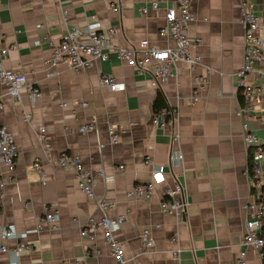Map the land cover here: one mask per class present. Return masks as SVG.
Returning <instances> with one entry per match:
<instances>
[{"label":"crops","instance_id":"0c3cea01","mask_svg":"<svg viewBox=\"0 0 264 264\" xmlns=\"http://www.w3.org/2000/svg\"><path fill=\"white\" fill-rule=\"evenodd\" d=\"M113 1L63 0L60 4L58 0H0V48L14 46L4 58V65L24 71L30 83L43 92L35 104L26 91L19 102L8 95L2 99L5 107L0 111V126L14 134L18 153L15 172L6 174L0 222L26 232L37 225L46 208L59 214L57 227L45 224L39 233L28 236L26 240L33 248L21 253V264L76 260L116 264L101 229L96 233L100 253L85 257L90 242L81 235L80 226L90 218L99 220L104 213L96 198L79 189L76 172L59 165L64 152L78 154L86 168L110 177L99 179L94 190L97 198L115 203L107 212L109 216L126 217L115 234L124 249L126 264H262L253 250L239 262L244 249L245 205L254 198L246 177L247 150L238 115L236 73L244 59L240 0H198L193 4L197 20L192 32L203 39L196 50L203 65L194 72L169 77L161 87L167 104L177 109L173 129L180 140L175 147L184 159L173 171H166L164 181L156 183L151 199L141 200H130L125 194L135 184L152 180L154 168H168L172 147V128L161 129L152 120L159 87L153 83L151 73L138 70L114 54L105 61L95 60L82 72L64 64L52 72L46 67L51 53L49 40L59 41L73 25L116 26L119 33L114 39L125 46L144 38L156 46L172 44L159 35L165 24L164 11L150 9L143 15L139 7L145 0H118L122 14L117 15L110 10ZM157 1L165 7L175 0ZM252 1L255 10L264 13V0ZM102 73L124 82L125 88L111 91L102 86ZM197 74L208 76L209 81L193 102L192 79ZM5 91L0 86V95ZM261 98V118L251 117L249 123L264 138V96ZM25 112L31 114L29 121L24 120ZM93 116L99 120L98 129L79 131V125ZM111 125L119 131L115 144L108 132ZM40 126L51 137L48 151L38 137ZM37 157L43 175L33 166ZM147 158L150 165L145 163ZM3 171L0 162V173ZM177 180L190 201L183 218L160 207L167 188ZM145 228L152 233L151 247L144 245L140 237ZM174 237L177 242L172 241ZM18 242L0 238V246L9 248L0 253V264L14 259L12 250ZM177 247L181 249L179 258L173 255Z\"/></svg>","mask_w":264,"mask_h":264},{"label":"built area","instance_id":"2783aa9c","mask_svg":"<svg viewBox=\"0 0 264 264\" xmlns=\"http://www.w3.org/2000/svg\"><path fill=\"white\" fill-rule=\"evenodd\" d=\"M198 0H175L171 5L163 7L157 0H145L139 7L141 14L146 15L150 9L160 13L164 11L165 24L160 28L159 35L172 42L166 46H156L150 39L144 38L137 43L121 45L114 39L118 35L119 29L116 26L101 28L98 23H91L84 27L71 26L61 36L60 40L53 42L49 40L51 53L46 60V67L52 72L59 65L64 64L71 70L82 72L92 67L95 60L105 61L114 54L119 59L126 60L140 71L150 72L153 76V83L158 87L168 80L169 77H177L180 72H194L203 65L202 56L197 53V48L202 44L203 39L192 32V25L197 20L193 4ZM61 4L63 0H58ZM242 10V26L244 29V59L236 73L239 93L243 102L240 103L238 115L242 120V136L247 150L246 177L254 198L245 205V229L242 237L244 247L240 263L243 262L247 251L256 252L264 264V138L260 137L251 127L249 119L251 117L261 118L259 102L264 96V13L257 12L252 0H240ZM110 10L114 14H122V5L118 0L110 3ZM39 24V27H42ZM48 40V39H47ZM11 47L0 48V86H4L6 91L0 95V111L4 110L3 96L8 95L16 102L22 99L24 91L33 104L41 100L43 92L37 85L30 83L27 74L22 70H13L4 65V58L9 53ZM49 74H53V73ZM209 81L206 75H195L193 83V102L200 98L201 91L205 89ZM102 86L111 91L122 90L125 84L117 80L114 76L102 73L100 76ZM87 105V102H82ZM24 120L29 121L31 114L25 112ZM177 117V109L168 105L152 116L155 126L167 130L172 128V144L170 162L168 168L159 166L152 170V180L135 184L126 192L128 199L141 200L151 199L156 190V183L164 181L166 171H173L182 164L183 153L175 147L180 136L174 127ZM264 125V122H261ZM99 127L97 116L79 125L81 132L95 131ZM109 135L113 144L118 142L119 131L111 125ZM38 137L45 151L51 149V137L44 126L38 129ZM18 147L14 134L6 127L0 126V162L4 171L0 173V197L3 196L7 175H13L16 169V158ZM60 166L72 169L76 172L79 189L91 198H96L100 210L104 213L102 218H90L86 224L80 226L81 235L90 242L86 250L85 257L100 253L96 243V233L98 229L103 232L105 242L110 246L116 264H126L127 259L121 242L116 237V232L125 222V215L111 217L107 212L115 205L104 199L96 197L95 185L99 179H110L103 171L97 173L90 168H86L78 154L62 153L58 159ZM145 163L150 165L151 160L145 159ZM35 170L42 175L44 169L39 157L35 158L33 164ZM122 169L123 166H120ZM168 169V170H167ZM7 174V175H6ZM112 178V177H111ZM45 179H43V182ZM190 201L182 183L178 180L173 186L166 190V197L161 200V210L173 213L178 217H184L188 212ZM59 214L57 211L45 209V213L38 220L37 225L26 232H19L14 225L0 222V238L3 241L9 239H19L18 244L12 250L14 259L9 264H21L20 255L24 251H31L32 243L26 239L31 234H37L45 224L57 227ZM141 240L144 245L151 247L154 243L150 229H143ZM172 241L177 242V237ZM6 245L0 246V253L8 251ZM181 249L177 247L173 255L180 257ZM60 264H87L84 260L63 261Z\"/></svg>","mask_w":264,"mask_h":264},{"label":"trees","instance_id":"16d2710c","mask_svg":"<svg viewBox=\"0 0 264 264\" xmlns=\"http://www.w3.org/2000/svg\"><path fill=\"white\" fill-rule=\"evenodd\" d=\"M239 100H240V103L243 102L241 93H239ZM166 106H168V104L166 102L164 92H163L162 88L159 87L157 97L154 101V111L158 112L159 110H161L162 108H164Z\"/></svg>","mask_w":264,"mask_h":264}]
</instances>
